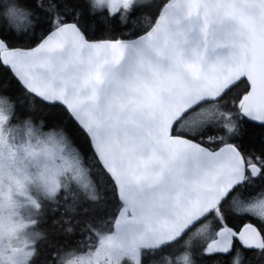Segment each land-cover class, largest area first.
Listing matches in <instances>:
<instances>
[{"label": "snow or ice", "instance_id": "6c2138e0", "mask_svg": "<svg viewBox=\"0 0 264 264\" xmlns=\"http://www.w3.org/2000/svg\"><path fill=\"white\" fill-rule=\"evenodd\" d=\"M162 262L264 264V0H0V264Z\"/></svg>", "mask_w": 264, "mask_h": 264}, {"label": "water", "instance_id": "95a60500", "mask_svg": "<svg viewBox=\"0 0 264 264\" xmlns=\"http://www.w3.org/2000/svg\"><path fill=\"white\" fill-rule=\"evenodd\" d=\"M232 51V49L230 47H224V48H220L217 49L216 52L214 53H210L211 56L215 57L217 55L219 56H227L230 54V52ZM125 141L123 136L120 137L119 142H113V148L119 153L122 150V147L124 146Z\"/></svg>", "mask_w": 264, "mask_h": 264}, {"label": "rangeland", "instance_id": "374dc122", "mask_svg": "<svg viewBox=\"0 0 264 264\" xmlns=\"http://www.w3.org/2000/svg\"><path fill=\"white\" fill-rule=\"evenodd\" d=\"M162 264H163V262H162Z\"/></svg>", "mask_w": 264, "mask_h": 264}]
</instances>
